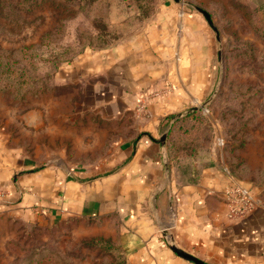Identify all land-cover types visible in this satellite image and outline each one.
Returning <instances> with one entry per match:
<instances>
[{
  "label": "rangeland",
  "instance_id": "1",
  "mask_svg": "<svg viewBox=\"0 0 264 264\" xmlns=\"http://www.w3.org/2000/svg\"><path fill=\"white\" fill-rule=\"evenodd\" d=\"M180 1L183 11L198 6L209 13L215 66L207 95L183 106L159 132L169 143L167 157L185 178L217 164L264 200V0ZM162 4L0 0V125L9 144L35 166L66 156L83 166L105 157L113 121L89 111L97 98L83 83L91 86L94 78L74 72L63 79L64 69L86 52L141 36L149 42ZM97 129L107 131L104 139L94 138ZM122 238L110 219L1 214L0 264H129Z\"/></svg>",
  "mask_w": 264,
  "mask_h": 264
},
{
  "label": "crops",
  "instance_id": "2",
  "mask_svg": "<svg viewBox=\"0 0 264 264\" xmlns=\"http://www.w3.org/2000/svg\"><path fill=\"white\" fill-rule=\"evenodd\" d=\"M180 3L163 0L149 42L141 36L86 52L64 69L63 79L74 72L94 78L91 86L83 83L97 98L89 111L113 121L105 157L78 166L64 155L35 166L0 125V215L110 219L129 264H193L171 246L208 264H264V200L256 198L247 215L228 221L222 191L234 181L231 175L216 164L181 177L167 157V142L159 141L182 107L213 87V32L199 12L183 11ZM106 132L94 130V138Z\"/></svg>",
  "mask_w": 264,
  "mask_h": 264
},
{
  "label": "built area",
  "instance_id": "3",
  "mask_svg": "<svg viewBox=\"0 0 264 264\" xmlns=\"http://www.w3.org/2000/svg\"><path fill=\"white\" fill-rule=\"evenodd\" d=\"M139 109L145 108L146 96L142 95ZM1 192V191H0ZM225 204L224 216L228 221H236L247 215L256 204L255 194L250 187L236 181L230 182L222 191Z\"/></svg>",
  "mask_w": 264,
  "mask_h": 264
},
{
  "label": "water",
  "instance_id": "4",
  "mask_svg": "<svg viewBox=\"0 0 264 264\" xmlns=\"http://www.w3.org/2000/svg\"><path fill=\"white\" fill-rule=\"evenodd\" d=\"M194 9L199 12L205 19L206 21L208 22L209 25H211L213 27V24H212V21H211V18H210V15L209 13L204 10L203 8L201 7H194ZM214 28V27H213ZM159 141L161 143H164L165 142V133H163L160 138H159ZM171 249L177 254L179 255L180 257L188 260L189 262L193 263V264H208L207 262L195 257L194 255L188 253V252H185L181 249H178L177 247L175 246H171Z\"/></svg>",
  "mask_w": 264,
  "mask_h": 264
},
{
  "label": "trees",
  "instance_id": "5",
  "mask_svg": "<svg viewBox=\"0 0 264 264\" xmlns=\"http://www.w3.org/2000/svg\"><path fill=\"white\" fill-rule=\"evenodd\" d=\"M167 148H169V143L167 142ZM120 246V245H119Z\"/></svg>",
  "mask_w": 264,
  "mask_h": 264
}]
</instances>
